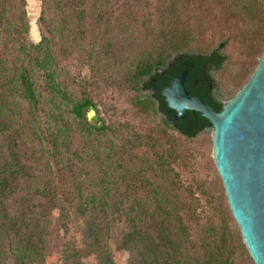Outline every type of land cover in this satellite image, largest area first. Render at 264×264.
Here are the masks:
<instances>
[{
  "label": "trees",
  "instance_id": "16d2710c",
  "mask_svg": "<svg viewBox=\"0 0 264 264\" xmlns=\"http://www.w3.org/2000/svg\"><path fill=\"white\" fill-rule=\"evenodd\" d=\"M41 1V22H46L47 15L58 16L61 20L58 25H49L48 36L43 34L40 42L35 44L30 39L27 0H0V236L3 239L5 234L9 239L13 233L18 243L10 246V252L29 264L44 261L49 251L45 239L51 236L48 228L52 225L53 211L59 209L61 220L70 218L69 212L58 206L63 197L71 195L62 196L56 189L53 190L50 179L72 178L74 167L94 163L104 170V177L98 182L102 189L98 194L85 196L78 181V192L73 195L72 201H82L73 214L86 221V236L98 247V252L104 253L106 264H113V259L110 251H105L101 246V225L98 220L116 223L123 214H126L129 222L126 241L121 249L131 254L142 252L141 259L133 258L129 264H234L230 259L225 233L220 234L209 225L204 227L206 243L199 248L192 223L188 219L190 209L187 203L176 193L163 191L158 184L149 181L145 174L139 175L133 188L152 187L150 201L153 208H148L144 200L138 208L127 213L110 209V187L124 182L125 175L130 174L129 170L117 173L124 164L117 159L119 150L113 147L109 150L105 148L103 152L96 150L89 158L75 152L71 157L70 129L61 113L51 111L48 116L52 124L47 131L37 121L43 100L38 80L44 83L50 103L58 111L61 105L70 108L69 112L80 124L84 135L91 137L94 131L103 133L107 129L104 122L100 125L91 124L85 115L86 111L97 110L94 102L89 98L75 99L69 93V85L62 79L61 63L75 52H83L91 66L104 64L105 72L109 75L105 81L114 82L120 87L130 84L132 90L137 91L135 106L151 109L155 113L161 111L166 126L193 139L203 129L212 127V124L195 112H189L184 119H176V113L170 110L162 92L176 77L187 71L185 86L190 95L199 96L216 111H222L223 105L214 100L212 90L214 74L222 69L227 59L221 50L226 48L229 38L218 49L208 53L193 52V45L197 36L203 33L205 23L197 20L199 27L194 31L190 25L193 20L188 18L183 21L178 14L182 10L206 9L216 4L221 10L220 24L225 28H238L247 40L257 34L259 23L264 21L263 2L157 0L156 24L151 25L150 21L142 24L145 40L139 42L134 39L138 30L135 31L132 23L123 22L118 26L122 32L120 34H132L133 37L130 35L128 40L113 38L116 22L113 21V13H110L112 0ZM130 1L141 4L146 0ZM91 17L96 23L94 31L101 33V38L86 47ZM133 50L138 51L131 57ZM146 91L152 92L154 96L146 94ZM30 142L51 146L50 151H46L47 163H41L45 157L41 158L42 155L38 158L34 152L31 157H26L23 149ZM140 146L137 144L134 150ZM65 156L70 160L67 164L62 163ZM49 161L53 163L49 164ZM110 171L116 173L115 183L109 182ZM29 200H36L39 204L24 210L14 206L21 203L26 205ZM230 214L232 224L234 217L232 212ZM235 233L241 239V231Z\"/></svg>",
  "mask_w": 264,
  "mask_h": 264
},
{
  "label": "rangeland",
  "instance_id": "374dc122",
  "mask_svg": "<svg viewBox=\"0 0 264 264\" xmlns=\"http://www.w3.org/2000/svg\"><path fill=\"white\" fill-rule=\"evenodd\" d=\"M261 1L264 5V0ZM27 2L31 25L30 39L37 44L43 34L48 36V26L58 25L61 19L55 15H47L46 22H41L42 1L27 0ZM156 2L157 0H146L141 4H135L130 0H112L110 13H113V21L116 22L113 38L128 40L130 35L133 37L132 34H120L122 32L118 25L124 22L132 23L135 31L138 30L135 35L133 34L134 39L136 38L139 42L144 41L145 31L141 26L148 21L151 25L156 24ZM178 15L183 21L191 18L193 21L190 25L194 31L199 27L197 20L200 19L205 23L203 33L197 36L193 45V52L208 53L216 49L227 37L229 38L228 45L221 50L227 59L222 69L214 75L215 83L212 90L214 100L223 106L227 105L244 88L264 52V21L261 20L259 23L257 34L246 40L238 28H225L220 24L221 10L216 4L206 9L182 10ZM88 23L90 33L85 42L86 47H90L89 44L95 39L101 38V33L94 31L96 23L93 17ZM137 51L133 50L130 56H135ZM91 65L85 53L75 52L61 63L62 79L69 85V93L75 99L89 98L94 102L97 107L94 113L101 117L107 129L103 133L94 131L91 137L88 134L84 135L80 124L69 112L68 106L61 105L62 108L58 111L50 103V95L45 90L42 80L39 79L43 100L37 114V121L42 129L45 131L50 129L52 121L48 115L54 111L61 113L70 129L69 155L71 157L75 152L84 158H89L96 150L103 152L105 148L109 150L111 147L119 150L117 159L124 164L117 173H125L129 170L130 174L125 175L124 182H118L110 187L109 192L112 197L110 209L127 213L133 208H138L144 200L147 201L148 208H153L150 201L152 187L148 185L141 189L133 188L139 175L145 174L149 181L158 184L163 191L176 193L187 203V208L190 209L188 219L192 223L199 248L206 243L203 228L209 225L220 234L225 233L230 259L234 264H255L242 237L238 239L236 236L235 232H240V229L235 219L233 218L232 224L229 220L231 210L215 161V128L213 126L205 128L197 137L186 138L164 124L161 111L155 113L151 109L135 106L134 99L137 91L132 90L130 84L120 87L114 82L105 81L109 75L105 72L103 63L94 67ZM145 93L154 96L150 91ZM85 115L90 123V111H86ZM137 144H141V148L134 150ZM50 149L49 144L30 142L24 147L23 152L27 154V158L32 156V152L38 158L43 155L41 158L45 157V159L41 163H47L46 151ZM69 162L67 156L62 159V163ZM109 173V182L115 183L116 173L112 171ZM71 176L72 178L64 177V182L57 177L50 179L51 185L54 186L53 190L56 189L62 196L71 195L63 197V201L58 206L60 209L65 208L70 218L61 220L59 209L53 211L52 225L48 228L51 236L48 240L45 239V245L49 247L48 256H45L44 261L38 264H106L103 260L104 253L98 252V247H95L94 242L86 236V221L73 214L82 199L78 202L72 201L73 195L78 192V181L83 195L100 193L102 188L98 186V182L104 177V170L94 163L82 164L77 168L74 167V173ZM25 204L14 206L20 210L31 209L39 202L29 200ZM117 220L116 223L98 220L101 225V246L105 251H110L113 264H129L133 258L141 259V251L131 254L121 249L126 241L125 233L129 219L126 214H123ZM0 237L2 251L0 264H29L27 260H20L10 252V246L13 247L18 243L12 232L9 239L5 237V234L3 239L2 235Z\"/></svg>",
  "mask_w": 264,
  "mask_h": 264
},
{
  "label": "water",
  "instance_id": "95a60500",
  "mask_svg": "<svg viewBox=\"0 0 264 264\" xmlns=\"http://www.w3.org/2000/svg\"><path fill=\"white\" fill-rule=\"evenodd\" d=\"M187 74L176 77L162 95L176 119L195 112L215 128L216 167L232 215L254 263L264 264V55L245 87L220 112L190 95ZM89 121L102 122L94 110Z\"/></svg>",
  "mask_w": 264,
  "mask_h": 264
}]
</instances>
